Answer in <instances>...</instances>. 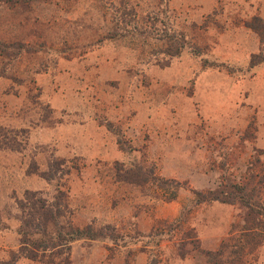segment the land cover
<instances>
[{
	"label": "rangeland",
	"instance_id": "374dc122",
	"mask_svg": "<svg viewBox=\"0 0 264 264\" xmlns=\"http://www.w3.org/2000/svg\"><path fill=\"white\" fill-rule=\"evenodd\" d=\"M0 261L264 264V0L1 3Z\"/></svg>",
	"mask_w": 264,
	"mask_h": 264
},
{
	"label": "trees",
	"instance_id": "16d2710c",
	"mask_svg": "<svg viewBox=\"0 0 264 264\" xmlns=\"http://www.w3.org/2000/svg\"><path fill=\"white\" fill-rule=\"evenodd\" d=\"M3 2L5 3V2H7V0H0V4ZM32 202L33 203L30 206V209L27 212V214L30 215L31 218H35L34 220H38V222L36 224H41L42 221L40 218H44L43 214L41 212H39L38 207H36V205H35V201H32ZM6 263L7 262H5V261H0V264H6Z\"/></svg>",
	"mask_w": 264,
	"mask_h": 264
}]
</instances>
